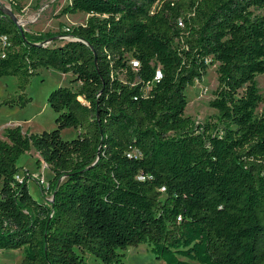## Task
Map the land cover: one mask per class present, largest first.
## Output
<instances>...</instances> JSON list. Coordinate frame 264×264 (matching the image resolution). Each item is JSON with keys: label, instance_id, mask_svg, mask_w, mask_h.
Wrapping results in <instances>:
<instances>
[{"label": "trees", "instance_id": "1", "mask_svg": "<svg viewBox=\"0 0 264 264\" xmlns=\"http://www.w3.org/2000/svg\"><path fill=\"white\" fill-rule=\"evenodd\" d=\"M62 14L90 17L34 34L0 7V77L18 89L1 106L26 108L42 69L80 84L50 94L53 131L0 139V250L21 264H123L141 245L166 264H264V0H69ZM210 63L218 115L197 123L186 90ZM33 148L50 202L17 179Z\"/></svg>", "mask_w": 264, "mask_h": 264}, {"label": "rangeland", "instance_id": "2", "mask_svg": "<svg viewBox=\"0 0 264 264\" xmlns=\"http://www.w3.org/2000/svg\"><path fill=\"white\" fill-rule=\"evenodd\" d=\"M69 0H0V7L11 10L19 19L21 27L30 33H59L70 27L83 25L89 19V15H63L62 9ZM67 40L60 39L56 45L64 44ZM217 63H210L206 75L201 81H195L186 90L188 105L185 115L191 117L197 123H206L218 115V112L210 107L214 100V92L218 87ZM72 74H62L52 69H42L27 89L32 102L26 108H9L1 106L2 102L10 95H16L17 82L14 77H0V139L4 138V131L9 128L21 126L24 132L39 134L51 132L56 128L57 114L48 104L50 94L60 87H72L78 89L79 83L72 84ZM259 88L264 95V80L258 78ZM262 107L259 109L261 112ZM75 129H65L62 137L72 140L77 137ZM40 156L33 148L23 155L19 161L20 168L17 179L29 173L28 188L31 195L42 203L52 201V190L49 184L53 179L49 166L40 163ZM40 182V184L38 183ZM3 182L0 180V188ZM46 189V190H44ZM126 258L123 264H166L157 259L148 249L147 245L130 248L125 251ZM22 251L0 250V264H21ZM87 264H100L92 255H87Z\"/></svg>", "mask_w": 264, "mask_h": 264}, {"label": "water", "instance_id": "3", "mask_svg": "<svg viewBox=\"0 0 264 264\" xmlns=\"http://www.w3.org/2000/svg\"><path fill=\"white\" fill-rule=\"evenodd\" d=\"M2 9L5 11L6 15L9 16L12 19V21L14 23H16L17 25L21 26V23H20L18 17L11 10H6L4 8H2ZM52 200H53V198H52Z\"/></svg>", "mask_w": 264, "mask_h": 264}, {"label": "built area", "instance_id": "4", "mask_svg": "<svg viewBox=\"0 0 264 264\" xmlns=\"http://www.w3.org/2000/svg\"><path fill=\"white\" fill-rule=\"evenodd\" d=\"M160 77V73H158V78Z\"/></svg>", "mask_w": 264, "mask_h": 264}, {"label": "crops", "instance_id": "5", "mask_svg": "<svg viewBox=\"0 0 264 264\" xmlns=\"http://www.w3.org/2000/svg\"><path fill=\"white\" fill-rule=\"evenodd\" d=\"M38 154V153H37ZM39 155V154H38ZM40 156V155H39Z\"/></svg>", "mask_w": 264, "mask_h": 264}]
</instances>
